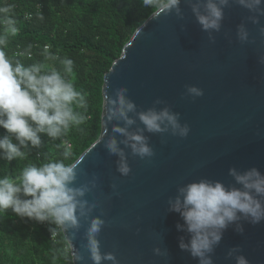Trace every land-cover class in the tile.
Returning a JSON list of instances; mask_svg holds the SVG:
<instances>
[{
  "label": "water",
  "instance_id": "water-1",
  "mask_svg": "<svg viewBox=\"0 0 264 264\" xmlns=\"http://www.w3.org/2000/svg\"><path fill=\"white\" fill-rule=\"evenodd\" d=\"M179 8L180 14L172 10L154 18L158 9L134 32L103 78L102 97L125 87L138 111L168 106L180 113L182 125H189L188 136L145 132L155 153L150 159L133 156L121 144L131 169L123 176L117 170L119 157L104 146L112 135L123 139L112 132L113 126L123 124L107 120L103 102L100 142L79 157L84 159L76 184L89 186L85 199L96 204L90 217L105 222L98 237L101 251L114 253L119 264H198L179 248L180 237L187 239V233L177 230L183 220L169 211V198L175 197L179 185L201 178L232 184L231 167L241 171L256 167L264 173V64L259 62L264 57V36L259 31L264 15L253 23L250 17L255 13L231 0L220 31L211 32L210 39L189 0H181ZM241 24L250 34L248 42L237 37ZM186 85L201 88L203 95L191 97ZM157 98L165 103L155 104ZM137 127H142L138 120L132 130ZM87 223L82 219L78 230L62 232L73 264H92L82 247ZM242 223V234L234 225L224 232L213 254L214 264H235L227 258L235 246L250 264H264V221ZM157 247L160 255L154 253ZM75 250L83 252L82 261L76 260Z\"/></svg>",
  "mask_w": 264,
  "mask_h": 264
},
{
  "label": "clouds",
  "instance_id": "clouds-1",
  "mask_svg": "<svg viewBox=\"0 0 264 264\" xmlns=\"http://www.w3.org/2000/svg\"><path fill=\"white\" fill-rule=\"evenodd\" d=\"M180 2L165 0L153 17L169 14L172 10L180 14ZM230 2L189 0L197 23L209 33L210 39L211 32L220 31L224 9ZM234 2L255 13L250 17L253 23H258V16L264 15V0ZM142 3L144 7L158 6V0H142ZM13 8L11 4L0 7V129L5 133L0 135V159L9 163L27 160L31 149L40 148L42 135L57 141L73 129H79L86 122L88 110L86 93L78 90L72 79V58L53 53L47 44L39 53L41 59L30 64L23 60H32V45L13 58L6 54L9 38L15 37L19 31ZM38 18L43 19L42 16ZM259 31L264 36V27ZM249 35L243 24L238 26L237 37L241 42H248ZM259 62L264 64V57ZM185 88L193 98L203 95V90L195 85H186ZM127 92V88L117 87L113 95L105 92L103 97L107 120L123 124L119 126L118 123L112 128V132L123 139L117 140L112 135L104 141L109 154L119 157L117 170L123 176H128L131 169L121 144L129 148L133 156L150 159L155 153L145 132L170 133L180 138H186L190 132L187 123H180V113L168 106L138 111ZM154 103L165 102L157 98ZM137 120L142 127L132 130ZM104 135H107L106 130ZM57 148L60 149L59 158L46 157L39 162L27 163L16 175H0V213L10 209L21 218L47 222L52 233L78 230L81 220H87L86 242L82 247L92 264H104L105 261L119 264L114 253L101 251L98 237L105 222L90 217L96 204L85 199L89 186L76 184L77 169L84 157L73 159L72 149L66 143L57 145ZM228 174L234 183L226 185L219 180L201 178L179 185L175 197L168 200L169 211L178 213L183 220V224L176 225L177 230L187 233V239L180 237L179 248L189 253L198 264H214L215 249L230 226L234 225V230L242 234V222L256 225L264 221V173L256 167L243 171L231 167ZM72 237L75 238V231ZM154 253L160 255L161 249L155 248ZM74 255L77 261L84 258L81 250H75ZM227 258L233 259L235 264H250L239 246L230 248Z\"/></svg>",
  "mask_w": 264,
  "mask_h": 264
},
{
  "label": "trees",
  "instance_id": "trees-1",
  "mask_svg": "<svg viewBox=\"0 0 264 264\" xmlns=\"http://www.w3.org/2000/svg\"><path fill=\"white\" fill-rule=\"evenodd\" d=\"M156 8L144 7L142 0H0V7L13 5L19 31L5 48L13 58L32 45V60H40L43 45L74 61L72 79L87 95L86 122L62 140L51 141L42 135L39 149H31L24 161L0 159V175H16L29 162L59 158L57 145L66 143L78 159L101 133L103 78L118 59L134 32ZM42 16L43 19L38 17ZM4 130L0 129V135ZM50 225L21 218L11 210L0 213V264H73L69 246L60 230L49 232Z\"/></svg>",
  "mask_w": 264,
  "mask_h": 264
}]
</instances>
